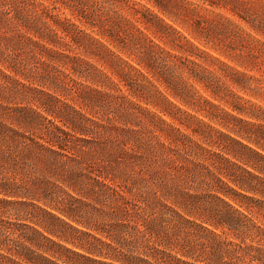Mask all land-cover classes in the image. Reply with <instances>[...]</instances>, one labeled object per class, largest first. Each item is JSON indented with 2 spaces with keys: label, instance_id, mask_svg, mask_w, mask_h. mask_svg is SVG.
I'll list each match as a JSON object with an SVG mask.
<instances>
[{
  "label": "trees",
  "instance_id": "trees-1",
  "mask_svg": "<svg viewBox=\"0 0 264 264\" xmlns=\"http://www.w3.org/2000/svg\"><path fill=\"white\" fill-rule=\"evenodd\" d=\"M145 1L0 0V264H264V80L164 18L260 67L264 0Z\"/></svg>",
  "mask_w": 264,
  "mask_h": 264
},
{
  "label": "rangeland",
  "instance_id": "rangeland-1",
  "mask_svg": "<svg viewBox=\"0 0 264 264\" xmlns=\"http://www.w3.org/2000/svg\"><path fill=\"white\" fill-rule=\"evenodd\" d=\"M137 3L141 4V5H146L150 8H153L152 5L148 4L145 0H135ZM154 11L157 12V10L154 8ZM216 12H220L225 14L228 17H232L234 19L237 20V17L235 15H233V13H230L227 10H215ZM60 14H65L66 16L71 17L70 12L68 10L62 9L60 11ZM164 17V16H163ZM166 19V21H168L170 24H173L176 28H178L179 30H182V32L189 38L191 39L197 46L199 49L207 52L208 54H210L213 57L218 58L220 61L224 62L225 64H227L228 66L239 70L241 72H244L248 75L254 76L256 78H261L264 80V65H261L260 67H253V65H249L244 63V60L242 59V57L239 56V54H241L238 51H235L236 53H232L229 51H224L222 49H219L218 47L214 48L212 45L210 44H206L203 41H197V40H193L191 35L189 34L188 31V27H184L182 28L181 25H179V23L175 24L173 21H171L170 19H168L167 17H164ZM240 23V25L250 34H252L254 37L258 38L259 40H261L262 42H264V37L261 35H257L252 29H250L244 22H238ZM96 32V31H95ZM150 34V33H148ZM96 36L100 37L98 34H95ZM150 36L152 38L155 39V41L160 44L163 48H165L168 51H171L172 53H175L177 55H184V56H189L187 55L186 52L176 49L175 47H173L174 45L169 41H161L158 38L153 37L151 34ZM101 38V37H100ZM102 39V38H101ZM103 42H106L108 45V41L107 39H102ZM243 55L246 56L247 53L245 51H243ZM192 59H194V57H190ZM200 62L203 64V66L205 68H207L210 71H214L216 73V76H221L223 78V80H225V78L222 76V74H225V71L221 69V65L218 64V62H214L212 59L210 58H200L199 59ZM103 69V67L100 66L99 63H97L95 61V65H97ZM260 68V69H259ZM178 73H181V70L178 71ZM183 76H185V78H190V82L194 83L196 90L198 91L199 95H202L205 98H208L212 101H214L216 104L220 105L221 108L231 112V107L229 104H226L224 101L221 100H216V98L212 95V93L208 90L205 89V87L202 84H199L197 82H195V80L190 77V74L188 71H184L182 72ZM227 82V84L229 86H232L231 83L227 80H225ZM264 86V84H263ZM161 90L165 91V93L167 94V96L170 98V100L172 102H174L175 104L179 105L180 107H182L183 109L191 112L192 114H195L197 116H199L200 118H203V115L201 113L196 112L195 109H192L190 107H187L184 105V103H182V101L180 99H177L175 97H173L164 86L160 85ZM233 88V86H232ZM233 91L236 92L237 94H239L240 96L244 97L247 100H250L252 103L256 104L257 106H260L263 110H264V97H252L251 95L244 93L243 91H240L239 88L234 87ZM144 106H146L145 104H142ZM150 110H152L153 112L159 113L160 115H163V113L160 112V109H158L157 107H155L154 105H149L147 106ZM164 118L168 121H170L171 119L168 116L163 115ZM205 117V116H204ZM244 118H247V116H243ZM206 121L209 122V119L205 118ZM215 124V123H214ZM218 125V124H217ZM42 205H44V203H40ZM29 212H31V209H25V208H21L19 206H12L9 208L8 214L6 215L7 218L13 220V221H17L19 220L18 218H22V216L27 215ZM246 212V211H245ZM246 214L248 215V217L251 219V223H255L258 226H262L264 227V219H262L261 217L255 215V214H251L246 212ZM82 240V242L86 243L89 242V240H86L85 238H80ZM229 239H231L234 242H240L238 239L234 238L233 236H229ZM249 242V241H248ZM68 247L75 249L76 251L86 254L88 255V253L86 251H83L81 249H77L74 248L72 245L67 244ZM74 264H90V263H85L83 260L76 258L75 256L69 255ZM94 257V256H92ZM96 259V257H95ZM61 263V262H60ZM96 264V263H95Z\"/></svg>",
  "mask_w": 264,
  "mask_h": 264
}]
</instances>
